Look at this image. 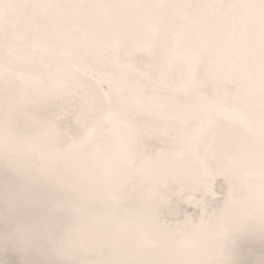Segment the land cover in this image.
Returning a JSON list of instances; mask_svg holds the SVG:
<instances>
[{
    "label": "snow or ice",
    "instance_id": "1",
    "mask_svg": "<svg viewBox=\"0 0 264 264\" xmlns=\"http://www.w3.org/2000/svg\"><path fill=\"white\" fill-rule=\"evenodd\" d=\"M14 8L5 61L58 26L81 58L23 124L5 95L0 264H264V0Z\"/></svg>",
    "mask_w": 264,
    "mask_h": 264
},
{
    "label": "bare ground",
    "instance_id": "2",
    "mask_svg": "<svg viewBox=\"0 0 264 264\" xmlns=\"http://www.w3.org/2000/svg\"><path fill=\"white\" fill-rule=\"evenodd\" d=\"M17 0H0V15L7 14L17 31H23L24 21L17 14ZM61 39L53 41L38 39L36 46L43 50L40 55H29L22 44L11 43L7 47V61L0 55V119L3 117L5 95L9 100V115L18 124L34 118L31 105L34 98L46 94L50 89L63 88L71 83L64 76L61 60L80 59V49L71 43V35L58 26ZM2 51V43H0ZM91 54V53H90ZM237 240L244 237L238 235Z\"/></svg>",
    "mask_w": 264,
    "mask_h": 264
}]
</instances>
